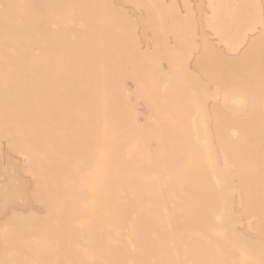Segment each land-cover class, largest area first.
I'll use <instances>...</instances> for the list:
<instances>
[{"label": "bare ground", "instance_id": "1", "mask_svg": "<svg viewBox=\"0 0 264 264\" xmlns=\"http://www.w3.org/2000/svg\"><path fill=\"white\" fill-rule=\"evenodd\" d=\"M106 1L0 0V141L45 211L0 226V264H264V0H206L217 40L247 45L230 58L203 40L192 73L174 9L145 0L157 22L141 52ZM7 179L11 203L28 185ZM234 193L257 242L235 230Z\"/></svg>", "mask_w": 264, "mask_h": 264}, {"label": "rangeland", "instance_id": "2", "mask_svg": "<svg viewBox=\"0 0 264 264\" xmlns=\"http://www.w3.org/2000/svg\"><path fill=\"white\" fill-rule=\"evenodd\" d=\"M106 1V0H105ZM107 3L104 2L105 4V9H106V6L108 8L106 14H108V12H112L108 15H106L108 18L112 17L113 19H118L116 20V23L117 22H123V21H120L121 19H119L118 17L121 16V18L123 17L124 18V22H127L128 23V27H124L122 24L123 23H117V27H115L114 30L118 31L120 34H123L124 36L130 34L133 39H135L137 45L139 46L138 49L139 51L141 52H151V49H152V34H150L151 32L154 34V32L152 31V29H155L153 28V24H155L157 21H156V16L154 18V20L156 21L155 23L152 22L150 23L151 21V17L150 16H154L157 14V10L154 9V7L151 5H148L149 3L145 0H142V2L144 3V5H141V6H138V5H134L132 4L131 0H107L106 1ZM163 6H165V8L167 10L170 9L171 7V10L174 9L176 14H174V16L178 17V18H181L182 20H185V24H186V27H187V32L189 34L188 36V40H189V43L190 44H195L197 46V50H193V52L191 53L190 55V59L188 58L187 60V63H185L186 67H187V70H189L188 72H193V64L196 60V58L198 57L199 55V52H200V45L201 42H203V40L207 41L209 43V45H212V47L214 48V50H216V52L220 51V54L223 53L224 56H227V57H230V58H236L237 56H240V53L243 51V49L245 48V45H247L246 43L241 47V49L236 52V53H231L230 51L227 50L226 47H224V44L223 42H220L219 40H217V37H215L213 35V32L210 30V28L205 25L206 21L204 20L205 15H207L206 13L208 12V8H207V5H206V0H186L187 2V5L189 7V10L187 11L184 7V3L182 0H161ZM205 2V3H204ZM110 5V6H109ZM112 5V6H111ZM204 5V6H203ZM206 6V7H205ZM111 7H112V11H111ZM169 8V9H168ZM201 8V9H200ZM110 9V11H109ZM152 10V13L151 11ZM153 10L155 11V14H153ZM198 10V11H196ZM201 12H200V11ZM203 10V11H202ZM205 10V11H204ZM207 11V12H206ZM150 14H153V15H149ZM168 12V11H167ZM173 11V13H175ZM147 13L149 15V19H147ZM93 14V13H92ZM118 14V15H117ZM110 15V17H109ZM115 15V16H114ZM205 17H204V16ZM94 16V15H93ZM193 16V18H192ZM200 16V18H199ZM88 17V16H87ZM197 17V18H196ZM89 18V17H88ZM123 20V19H122ZM158 20V19H157ZM160 23V22H159ZM157 23V25L159 24ZM72 25L74 24L75 25V22L74 23H71ZM77 24V23H76ZM121 24V25H120ZM70 25V26H72ZM73 25V26H74ZM78 25V24H77ZM76 25V26H77ZM156 25V24H155ZM170 25V19H165V24H163V26L167 27ZM108 26V25H107ZM111 27H114L112 24L110 25ZM110 26L105 30H112L114 31L112 28L110 29ZM152 26V27H151ZM204 26V27H203ZM206 26V27H205ZM79 26L72 28L74 31H72V29H70L72 32H75L77 30H79L78 28ZM123 29H122V28ZM130 27H133L131 28L130 30ZM200 29H199V28ZM71 28V27H70ZM117 28V29H116ZM152 28V29H151ZM197 28V29H196ZM125 29V30H124ZM150 29V30H149ZM204 29V30H203ZM121 30V32H120ZM130 30V32H129ZM141 30V31H140ZM196 32H194V31ZM261 28L258 29V31H255V33H253V35L250 33L247 37V41H249L250 39L254 38V36L258 35L260 32ZM128 31V32H126ZM134 31V32H133ZM201 31V32H199ZM205 31V32H204ZM111 32V31H110ZM123 32V33H122ZM137 33V34H135ZM141 33V34H140ZM159 33V32H158ZM195 33V34H194ZM206 33V34H204ZM134 34V36H133ZM143 34L145 35V37L143 36ZM137 35V36H136ZM151 35V36H150ZM166 40L168 43L169 46H173L174 42H173V37L172 35H169V34H166ZM205 35H206V38H205ZM149 36V37H148ZM202 38H201V37ZM214 36V37H213ZM204 37V39H203ZM146 39V40H145ZM148 40V41H147ZM165 40V41H166ZM195 40V41H194ZM144 41V42H143ZM200 42V43H199ZM219 42V43H217ZM141 43V44H140ZM215 43V44H214ZM214 44V46H213ZM218 44V45H217ZM147 46V47H146ZM171 46V47H172ZM147 48V49H146ZM226 48V49H225ZM150 50V51H149ZM226 50V51H225ZM215 52V51H214ZM215 52V53H216ZM164 61V60H163ZM160 62L159 63V67L162 71H167V63L166 61H164V63ZM188 65V66H187ZM192 66V67H191ZM165 68V69H164ZM159 69V70H160ZM191 70V71H190ZM200 79H201V76H200ZM133 80H126L125 82V86H126V89H128L129 92H133L134 91V82H131ZM201 82V80H200ZM203 83V82H202ZM213 101V102H212ZM218 100H216L215 102V99H208V101L206 100V104L205 105H208L207 107L209 106H214V104L217 105V102ZM134 102V100H133ZM142 101H137L135 102V106H138V107H135L137 109V112L140 113L138 115V119L139 121H141V123L143 122L144 120V117L146 115V108H145V105ZM212 104H211V103ZM137 104V105H136ZM140 123V122H139ZM140 123V124H141ZM154 143H152L153 145ZM8 143L7 141H5L4 139H2L0 141V187H2L4 184H7L6 182V179L8 176H14V177H17V179L20 181V182H25L28 186H27V189L25 191L24 194L22 195H19V196H16V198L11 201V203H8V202H4L1 198H0V226L3 227V229H6L7 232H9V230L12 229V226H8L7 224L8 221L10 220L11 217H13L12 215L16 216L17 214L22 217H24V219L27 217H31V215H36L39 216L40 218V215H42L41 217L45 216L44 214V209L42 207V205L38 202H33L31 201L32 198L31 196H33L34 194H32V188L30 186V176L28 174H24L22 171H21V162L23 164V161H24V158H22L21 156H18L17 154L13 153L11 151V149H9V146H7ZM16 155V156H15ZM22 158V159H21ZM6 167V168H5ZM14 167V168H13ZM2 170L6 171V172H3ZM8 172V173H7ZM27 175V176H26ZM8 180V179H7ZM28 194V195H27ZM237 197H238V194L237 193H234L233 194V198H232V201H233V205H232V211H233V214L237 215V217L239 216V206L237 205V203H235L237 201ZM31 199V200H30ZM30 201V202H29ZM235 204V205H234ZM237 213H235V212ZM238 211V212H237ZM35 213V214H34ZM16 214V215H15ZM26 215V216H25ZM18 216V217H19ZM8 217V218H7ZM26 218V219H27ZM238 218H240V221L237 222V224L235 225L236 227V231L240 234L241 237H244L245 240L248 239V241L250 240V242H257L258 239L256 237L257 236V233L256 231L254 230V226H255V222H256V219H250V218H245L244 216H239ZM12 220V219H11ZM247 220V221H246ZM253 220V221H252ZM252 221V222H251ZM255 221V222H254ZM250 222V223H249ZM240 223V224H239ZM254 223V225H253ZM239 224V226H237ZM249 224V225H248ZM7 225V226H6ZM248 225V226H247ZM253 225V227H252ZM251 226V227H250ZM0 227V228H1ZM5 227V228H4ZM8 227V228H6ZM246 228V229H245ZM248 228V229H247ZM250 228V229H249ZM252 228V229H251ZM240 230V232H239ZM244 231V232H243ZM255 231V232H254ZM249 232V233H248ZM251 233V234H250ZM238 234V235H239ZM242 234V235H241ZM253 234V235H252ZM256 234V235H255ZM245 235V236H244ZM252 237V238H251ZM243 238V239H244ZM252 240V241H251ZM247 241V240H246ZM263 259H264V252H263Z\"/></svg>", "mask_w": 264, "mask_h": 264}]
</instances>
